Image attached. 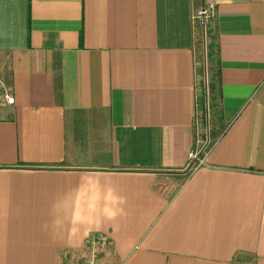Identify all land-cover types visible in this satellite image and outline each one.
<instances>
[{
  "label": "crops",
  "instance_id": "obj_1",
  "mask_svg": "<svg viewBox=\"0 0 264 264\" xmlns=\"http://www.w3.org/2000/svg\"><path fill=\"white\" fill-rule=\"evenodd\" d=\"M207 2L219 133L191 165ZM0 80V264L97 234L109 264H264V0H0Z\"/></svg>",
  "mask_w": 264,
  "mask_h": 264
},
{
  "label": "rangeland",
  "instance_id": "obj_2",
  "mask_svg": "<svg viewBox=\"0 0 264 264\" xmlns=\"http://www.w3.org/2000/svg\"><path fill=\"white\" fill-rule=\"evenodd\" d=\"M195 34H196V43H197V68H196V84L195 90L197 95H203V111L197 112L195 123H194V145L192 154L201 152L204 148L210 145L219 133L218 127V100L214 97V94L211 96L208 92L207 85L214 71V61L208 62L205 54L207 51V46L212 44V51L214 52V41L210 40L208 33H202L197 25ZM215 60L214 57L211 58ZM183 175H177L170 172H163L161 179H163L165 185L161 188L165 194L170 195L175 191V188L180 184L183 179ZM82 263V262H81ZM93 264H109L108 259L104 254L96 255Z\"/></svg>",
  "mask_w": 264,
  "mask_h": 264
},
{
  "label": "built area",
  "instance_id": "obj_3",
  "mask_svg": "<svg viewBox=\"0 0 264 264\" xmlns=\"http://www.w3.org/2000/svg\"><path fill=\"white\" fill-rule=\"evenodd\" d=\"M213 14L212 4L209 2L201 5L194 16L196 25L202 31L203 35L207 27V20ZM13 104V95L12 93L3 85L0 80V120H1V110L5 107H10ZM197 160L196 154L190 153L188 156V161L192 165ZM104 242L102 237L97 234L92 238H89L85 241V247L87 251V258L82 260L81 264H93L98 250L102 249Z\"/></svg>",
  "mask_w": 264,
  "mask_h": 264
},
{
  "label": "trees",
  "instance_id": "obj_4",
  "mask_svg": "<svg viewBox=\"0 0 264 264\" xmlns=\"http://www.w3.org/2000/svg\"><path fill=\"white\" fill-rule=\"evenodd\" d=\"M205 32L208 33L210 40L213 42L215 38H214V35L211 33V31L206 29ZM213 47H214V52L212 51V44H209L207 46V51L205 54L208 62L214 61V67H213L214 71L212 72V76L207 85V89L211 96L213 95V93H215L214 97H216V99L218 100L219 95H220L219 94L220 93L219 91V63L216 58V45H213ZM214 53H215V60H212L211 58L214 57ZM203 102H204L203 95H201L197 100V106L200 112L203 111Z\"/></svg>",
  "mask_w": 264,
  "mask_h": 264
}]
</instances>
